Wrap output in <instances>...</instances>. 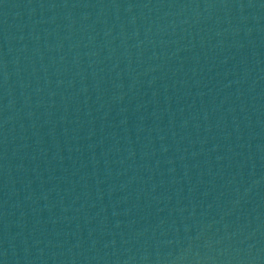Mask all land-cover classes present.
<instances>
[{
	"label": "water",
	"instance_id": "obj_1",
	"mask_svg": "<svg viewBox=\"0 0 264 264\" xmlns=\"http://www.w3.org/2000/svg\"><path fill=\"white\" fill-rule=\"evenodd\" d=\"M0 264H264V0H0Z\"/></svg>",
	"mask_w": 264,
	"mask_h": 264
}]
</instances>
